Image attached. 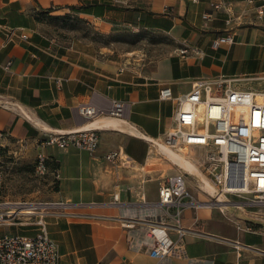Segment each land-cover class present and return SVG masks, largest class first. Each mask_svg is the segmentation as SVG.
I'll list each match as a JSON object with an SVG mask.
<instances>
[{
    "label": "crops",
    "instance_id": "1",
    "mask_svg": "<svg viewBox=\"0 0 264 264\" xmlns=\"http://www.w3.org/2000/svg\"><path fill=\"white\" fill-rule=\"evenodd\" d=\"M72 6L99 10L98 16L79 15L104 32L130 26L162 39L151 45V57H138L134 49L113 54L86 43L60 44L41 31L37 13L52 9L64 14L73 12ZM6 30L14 31L11 41ZM228 33L233 43L211 47L213 39ZM21 34L27 38L21 39ZM156 51L157 56H152ZM8 62V68L0 69V131L8 134L0 157L27 156L48 131L85 127L87 122L76 110L82 103L106 108L117 99L130 107L127 121L105 118L88 123L101 128L95 153L70 147L46 154L50 200L40 202L31 220L0 226V235H34L37 227L32 222L42 216L57 244L58 264H264V226L248 229L239 223L236 229V223H222L224 217L213 207L185 211L182 225L188 232L167 260L137 250L133 243L143 240L142 231H129L118 219L123 208L119 204H133L141 192L146 198L145 179L138 169L150 161L151 141L164 139L173 126L177 99L190 91L194 80L224 78L241 90L264 89V20L256 18L250 4L244 0H0V65ZM117 149L130 161L117 166V176L112 177L104 156ZM169 157L178 167H191L179 154ZM116 178L128 182L115 184ZM192 193L205 200L197 191ZM114 194L118 202H113ZM146 199L155 201L156 196Z\"/></svg>",
    "mask_w": 264,
    "mask_h": 264
},
{
    "label": "built area",
    "instance_id": "2",
    "mask_svg": "<svg viewBox=\"0 0 264 264\" xmlns=\"http://www.w3.org/2000/svg\"><path fill=\"white\" fill-rule=\"evenodd\" d=\"M244 1L253 7L257 19L264 20V0L259 4L256 0ZM5 35L8 41L15 36L13 30H6ZM19 37L27 38L25 34ZM233 41V35L228 33L213 39L211 47L216 49ZM9 65L10 62L0 65V69ZM129 107V102L112 99L106 108L89 102L78 105L76 110L87 123L105 118L127 121ZM172 120L173 126L165 134L163 143L173 149H199V159L194 164L199 175L180 168L162 178L156 188L155 201H148L141 194L133 204H119L123 206L118 218L122 227L142 231L143 240L133 246L158 260L170 259L174 249L185 239L188 229L183 227L182 219L186 210L205 205L218 206L222 211L221 203L227 207L232 205L227 196L244 197L249 199L247 205L264 207V89L241 90L224 78L196 79L190 91L177 99ZM100 131V127L93 126L50 131L38 141L35 173L39 176L47 173L45 146L72 147L93 154L100 144ZM7 138L8 134L0 131V152L7 147ZM105 159L116 166L130 161L119 149L106 153ZM187 175L196 178L195 188L205 200L200 201L188 190ZM4 178L5 172L0 166V226L31 220L35 213L27 216L24 210L27 205L36 210L35 204L5 200ZM113 202H118L117 194L113 195ZM32 223L37 227L34 235H0V264H58L57 244L48 235L46 221L39 216Z\"/></svg>",
    "mask_w": 264,
    "mask_h": 264
},
{
    "label": "rangeland",
    "instance_id": "3",
    "mask_svg": "<svg viewBox=\"0 0 264 264\" xmlns=\"http://www.w3.org/2000/svg\"><path fill=\"white\" fill-rule=\"evenodd\" d=\"M79 14L80 13L76 14L72 11L66 12L64 14H56L53 12L45 13L43 15V19L39 21L41 23V31L52 37L60 44H70L72 42L86 43L94 48H106L108 53L112 52L113 54L125 51V49H134L138 52V57H151V45H158L159 41L162 39L158 36L151 35V32L145 29L130 26L117 28L114 31L110 32H104L103 30L97 29L93 22L86 18H83ZM172 46H175L174 42H172ZM152 56H157V51L156 54L153 53ZM49 132L50 131L46 132V134H48ZM163 141L164 139L159 140L158 142L164 144ZM157 146L158 145H154V143H151L150 161L143 170L138 169V171L141 173L140 175L145 179L144 184H142L146 192V198L148 196L151 199L155 198V196L157 199L156 188L162 178L167 177L168 175H171L180 169V167L174 164L173 158L168 157L165 152H163V150H161ZM35 148V152L33 149H30L27 156L25 157H22V155H10L11 157L1 156L0 166L4 169L5 172L3 194L6 200L13 203L21 202L35 204L36 209H38L41 206L40 202L50 199L48 195L49 187L46 175L39 176L35 173L34 170L35 157L39 152L38 142H35ZM60 150L62 149L54 145H48L43 148V152L47 155H55ZM172 150L174 153L181 155L185 159V161H187L191 165L190 168H181L189 171L194 175L196 171L193 164H195V162L199 159V149L187 147L183 149ZM106 162L108 171L111 172L112 177H116V173L118 172L119 168H117L116 165L109 163L107 160ZM120 170L129 169H124V167H122V169ZM130 174L131 173H123V176H129ZM186 177V185L188 187V190L196 193V178L190 175H187ZM137 179H141V177H137ZM115 181V184H125L128 182L124 178H116ZM137 184L138 183L136 182L135 186ZM126 186L128 185H125V187ZM135 186L131 188H135L136 190L137 188ZM125 190L131 189L127 188ZM141 194H144L145 196V193L141 192L139 195L137 194L136 198L139 199V196ZM198 194L202 195L201 193ZM227 199L228 202L232 203V205H228L231 206L230 208L228 207L222 212L219 210L218 206L213 207L224 217L225 220L222 219V223L226 224L228 223L227 221L236 223V229H238L240 224H242L244 227H247L248 229H257L259 225L264 226V207L247 205L249 199L244 197L237 198L227 196ZM34 211L36 213V210ZM220 214H216L217 220V215ZM34 216L35 214L33 215V217Z\"/></svg>",
    "mask_w": 264,
    "mask_h": 264
},
{
    "label": "bare ground",
    "instance_id": "4",
    "mask_svg": "<svg viewBox=\"0 0 264 264\" xmlns=\"http://www.w3.org/2000/svg\"><path fill=\"white\" fill-rule=\"evenodd\" d=\"M91 123H93V122H91ZM89 127V125H88V123L86 124V126L85 127ZM94 127V126H93ZM152 142H154L155 144H158V148H160L161 150H163V151H166V155L169 157V155H176V156H178V154H173L174 152H173V148H170L169 146H166V145H164V144H162V143H158V141H152ZM171 150H172V153H171ZM180 151V150H179ZM191 162V161H190ZM192 163V162H191ZM193 164V163H192ZM194 165V164H193ZM194 167H195V169H196V172H195V174L196 175H199V171L197 170V167L194 165ZM181 168V167H180ZM219 199H220V201L221 202H224V200H223V198L222 197H219ZM222 207H224L225 209H227V206L225 205V203H221L220 204V208H221V210L222 211H224V209L222 208ZM32 206L31 205H27V206H25V210H24V213H25V215H27V216H30V215H32L33 213H35V211L34 210H32Z\"/></svg>",
    "mask_w": 264,
    "mask_h": 264
},
{
    "label": "trees",
    "instance_id": "5",
    "mask_svg": "<svg viewBox=\"0 0 264 264\" xmlns=\"http://www.w3.org/2000/svg\"><path fill=\"white\" fill-rule=\"evenodd\" d=\"M91 7L92 6H90V7L89 6L88 7L87 6H72V7H70V9L73 10V12L76 13V14H78V13H92L95 16H98V14L100 13L99 10H97V11H95L93 13L90 10ZM52 11H53L52 9H47V10H44V11H40L39 13H37V15L35 16V18H36L37 21H41L43 19V15L45 13L52 12ZM117 40H120V39H117Z\"/></svg>",
    "mask_w": 264,
    "mask_h": 264
}]
</instances>
